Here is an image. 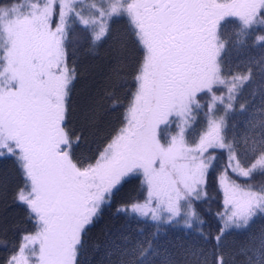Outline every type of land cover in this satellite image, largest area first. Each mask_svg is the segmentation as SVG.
<instances>
[{"label":"snow or ice","instance_id":"1","mask_svg":"<svg viewBox=\"0 0 264 264\" xmlns=\"http://www.w3.org/2000/svg\"><path fill=\"white\" fill-rule=\"evenodd\" d=\"M250 35L264 0H0V201L26 225L0 264H237L238 231L264 264V116L229 134L251 69L223 58Z\"/></svg>","mask_w":264,"mask_h":264},{"label":"trees","instance_id":"2","mask_svg":"<svg viewBox=\"0 0 264 264\" xmlns=\"http://www.w3.org/2000/svg\"><path fill=\"white\" fill-rule=\"evenodd\" d=\"M4 2H8V0H4ZM22 2V0H21ZM85 5H89L95 0H82ZM87 11V8H85ZM238 26L235 20H229L222 29L224 32H234L235 27ZM127 27V21L125 18H119L113 24V28L115 30L123 31ZM251 31V30H250ZM256 32L261 31L260 28L255 30ZM235 37L233 36V40ZM253 37L250 35L247 37L245 43L235 44L230 43L226 51L223 53V58L226 63L230 65L233 71L237 73H247L249 69H251V78L244 84L242 89L240 90L239 95L236 100V107L239 109L240 104H245V109L243 111H238L234 114L229 120L230 132L229 134H235V137L238 141L243 143V138L251 131V124L249 121H255L264 116V46L252 44ZM85 44L81 48V56L82 59H87L91 57V53L84 52L83 48H86ZM235 124V128H232L231 125ZM204 124V118L201 115L200 118L194 125L189 129L188 136L190 139L196 138L199 132L202 129ZM86 151V149H85ZM218 168H223L227 163V155L226 153L218 154V159L215 162ZM5 174L11 178L14 175L11 161L0 160V178H2ZM254 181L257 187L264 184V178L255 177ZM213 196L212 207L213 210L218 206L220 202V196L217 190H213L211 192ZM5 218H7V223L11 228L13 223H16L18 220L21 223V227L26 226L22 221V218L16 215V209L14 205H10L5 207L4 203L0 201V226L5 223ZM262 221L260 219L256 220V225L250 230L253 234L257 232V227L259 223ZM142 225H137L139 228ZM181 231L177 232V235H180ZM247 234V236H244ZM9 235H12V232H9ZM244 237V239H243ZM249 232L247 231H238L235 233L233 239L235 240L234 249L237 251L236 261L237 264H243L244 258L242 254H239V249L243 247V245L247 244L246 241L249 239ZM7 255L6 250L0 246V260Z\"/></svg>","mask_w":264,"mask_h":264},{"label":"rangeland","instance_id":"3","mask_svg":"<svg viewBox=\"0 0 264 264\" xmlns=\"http://www.w3.org/2000/svg\"><path fill=\"white\" fill-rule=\"evenodd\" d=\"M22 2H24V0H22ZM259 219V218H258ZM262 222H264V221H262ZM261 222V223H262ZM261 223H259V224H257L258 226L261 224ZM258 228V227H257ZM253 234H256V233H254L253 232ZM244 236H247V234H245ZM249 239L246 241V243L247 244H245V245H249V244H252V243H254V241H252L251 239H250V237H248ZM243 239H244V237H243ZM245 245H243V246H245ZM242 257L245 259V257L242 255Z\"/></svg>","mask_w":264,"mask_h":264}]
</instances>
